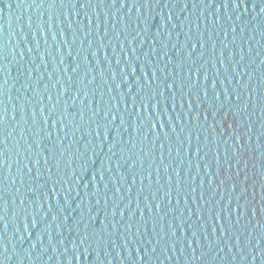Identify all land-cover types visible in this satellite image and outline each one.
Masks as SVG:
<instances>
[{
  "label": "water",
  "instance_id": "95a60500",
  "mask_svg": "<svg viewBox=\"0 0 264 264\" xmlns=\"http://www.w3.org/2000/svg\"><path fill=\"white\" fill-rule=\"evenodd\" d=\"M80 2L82 3L83 0ZM48 3L49 0H43V3L41 0H0V41L6 46L5 59L2 61L3 75L0 79L7 81L4 95L9 112L6 134L11 133L7 140L8 161L4 169V176L10 177L9 181H6L5 194L8 203L6 219L9 223L7 232L2 234L8 247L6 254L8 259L5 264H59V261L66 264L65 257H72L77 251L80 257L78 255L77 261L73 259L72 264H133L138 252L139 255L145 256L147 261L145 250L150 254L153 247L156 248V252L151 253L153 257L150 258L149 264H201V251L207 253L209 248L213 256L215 255L213 264H241L231 233L221 234L220 226L221 224L226 226V222L216 221L214 217L212 221H208L207 208L213 205L216 210L220 207L227 208V197H238L247 187V196L245 200L240 201V204L244 205L247 202L253 209H258L259 214H255L251 225H248V218L242 220L241 230L247 226L248 231L251 232L256 220L260 215H264V208L261 207L264 196L261 187L264 185V170L261 169L260 152L254 151L264 142L262 141L264 137L261 138V133L264 132V117L261 116L256 95L253 96L254 107L249 109V113L244 118L245 123L251 122L254 128L237 129V133L241 131L245 134L243 141L245 148L240 149V155L236 157L240 164L237 166L236 160L233 161L230 173L233 180L228 185L216 187L219 178H214V184L209 186L208 175L203 170L205 160H199L200 174H196L195 164L198 156L195 154V148L197 143L201 145L208 143L211 151H208L206 162L213 165L217 143L221 159L225 147L229 154L240 148V142L231 137V130H228L229 135L220 132L223 129H220V125L213 121L211 116L204 121L201 115L198 123L192 121L189 124L190 117L186 115L187 101L185 100L181 106V93L177 91L176 107H172L170 98L168 114L176 125V133L182 137L184 135L181 132L182 127L193 129L188 155L183 152V147L187 149L188 146L185 142V145L181 146L180 155L177 156L176 133H172L167 127L168 116L164 115V108L161 106L160 112L165 131H168L172 138V156L168 155V141H164L161 136L152 153L156 160L152 163L150 156H144L141 161L140 154L151 146V135L147 134L145 129L143 135L136 136V113L128 93L132 84L123 82L124 72L121 69L128 72L129 82H135L143 74L144 53H148V58L154 63L164 66L168 57H162L163 51H168L169 56L175 59L178 51L182 53L195 43L196 53L203 51L204 55L197 56L194 53L192 59L197 64L203 63L208 70V100L205 101L201 96L199 108H196L193 100L194 110L203 113L206 111L207 103L212 102L214 90L223 94L224 88L231 90L234 85L240 87L237 81L248 82L250 74L253 88H256L259 77L264 76V64H261V59H264V13L260 12L261 8H264V2L247 0V3L236 8L230 5L221 7L223 0H215L214 4L206 3V5L200 4L198 0H188L189 6L184 8L183 2L161 0L160 4L141 8L139 12L135 8L129 11L128 8L132 7L131 3L128 8H119V3L115 7L110 4L96 7L93 4L92 8L77 7L78 14L68 8V4L61 7L58 3L53 8H49ZM193 3L197 6L192 7ZM106 13H109V16ZM105 28L108 31L107 35H104ZM201 41L205 42L203 49L200 47ZM133 48L136 49L135 54L132 52ZM241 55L244 56L243 61L240 60ZM136 56H140V60H137ZM118 59L119 63L116 62ZM221 60L225 62L223 66ZM213 62L215 68L212 67ZM128 63L134 64L137 68L134 76L126 67ZM77 64L79 68L73 73L72 69ZM167 66L174 67L172 64ZM233 67L236 71L232 70ZM148 71L151 79L150 69ZM217 71L220 73L219 76L216 75ZM237 72L240 73L239 77ZM113 73L116 74L115 79L112 78ZM69 76L72 77L71 81ZM228 76L233 79L229 81ZM92 77L95 79L93 80ZM200 78L201 83H204L203 70ZM213 80H216L215 89L211 87ZM117 82H121L120 89L115 87ZM63 88L69 90L64 93ZM78 89L79 94H77ZM133 91H135L134 85ZM85 92L87 95L84 94ZM121 94L129 101L127 109L122 100L120 102ZM49 96L52 97L51 101L48 99ZM57 100H59L57 109L45 122L43 115H48V109L51 104L57 103ZM33 108L36 109L35 118L32 115ZM41 108L44 109L43 115L40 112ZM82 109L83 126L73 129V125L68 123L72 121L80 123L79 112ZM109 109L108 120H111L113 115L116 116V120L108 124L107 138L104 136L103 128L99 130L100 135L97 136L95 124L91 122V113L100 110L98 118L102 123H107L103 112ZM139 110L137 106L136 111ZM21 115L24 116L23 120L20 119ZM62 116H66L63 123L68 124L67 128H63L59 122L52 125L53 119L59 120ZM177 117L180 119L177 120ZM121 118L124 120L123 124L120 122ZM228 123L231 124V118ZM46 132H51V135H45ZM197 135L200 137L199 141L196 139ZM249 136H251L250 140ZM130 138L137 141L134 148L128 144ZM159 143L165 145L164 162L171 161L172 164L168 170V175L172 176L170 197H164V190L168 188L169 182L158 159ZM205 151L207 149L202 148L200 157L204 156ZM26 160L27 167L33 170L32 173L27 172ZM189 160L193 165L191 171L188 170ZM133 162H135L134 167H130ZM151 163L152 167L149 168ZM157 167L160 168L159 184L165 185V189L157 193L163 198L161 212L155 209L156 201L151 200V193L159 187L156 181ZM141 168H143V179ZM37 170L41 173L39 177H36ZM176 170H179L182 179H187L189 176L192 178L188 182L197 189L195 203L191 196L188 197L187 205L183 197L179 198V204L176 203ZM149 171L152 172L151 185L148 183ZM212 172H216L214 165ZM225 175L229 173L225 172ZM77 176L81 178L76 179ZM201 179L205 181V191L209 192L205 196L209 201L207 205L199 196ZM13 180L15 183L12 182ZM57 180H60L59 184H56ZM65 180L67 183L64 182ZM234 183L239 185V190L235 193L232 192ZM97 186L99 192L94 194ZM53 187L56 188L55 192L52 191ZM141 187L144 190L138 197ZM29 188L34 191H29ZM116 188L120 189L119 194H116ZM212 191L216 194L211 195ZM65 197L68 200L67 205L64 203ZM145 197L151 201V212L145 206ZM105 198L108 200L107 207L104 205ZM137 198H139V209ZM21 199L24 201L23 204L20 202ZM38 199L42 205L40 208H37ZM98 199L100 204L96 203ZM114 199L118 200L114 201ZM216 200H220L221 203L216 205ZM58 202H60L59 208ZM49 204L52 206L51 212H49ZM125 204L128 205L127 208L124 207ZM198 206L204 211L203 220L196 216L195 210ZM114 208L116 214L112 216ZM168 208H173L175 211L168 212ZM186 208L192 210V215L187 217L185 212L186 218L181 224L180 210ZM232 208L235 212V201ZM61 209L64 211L61 212ZM130 211L135 213L132 221L128 218ZM141 211H143V219H141ZM44 213L47 215L41 220ZM53 214L58 216L55 222L51 220ZM105 215L108 216V221L105 220ZM161 215L163 219H160ZM33 216L40 221L36 228L32 227ZM64 216L68 217L65 222L70 229H76L77 222L81 217L84 219L80 222L78 230L68 231V227H64L58 235L56 225L63 221ZM25 218L28 224L27 232L24 227ZM113 221L116 224L115 230L112 228ZM169 221L175 228L176 238L171 235ZM89 222L96 234L88 252L84 253L78 237L83 234V225ZM106 222L108 228L104 229ZM44 223L51 224V228L37 240ZM129 223H132L131 228H128ZM189 224L198 228L203 224L204 227L199 228L197 236L193 237ZM161 225L168 235L161 236V242L157 245L151 233L160 232ZM213 227L216 228L215 232L212 231ZM137 228L140 229L139 232ZM89 231L92 232L93 229L90 228ZM29 232L31 235L28 234ZM50 237L54 238L55 251L49 245ZM216 237L223 242L222 251L216 245ZM61 238H66L64 246L59 245ZM74 240L77 244L76 249L72 247ZM189 241L192 242L191 245ZM33 244H35L34 249ZM229 244L232 245L231 251ZM65 247L67 252L64 251ZM28 250L32 252L30 259L25 258ZM233 255L237 256L236 261L232 260ZM204 259L207 260L205 264H209L213 257L205 255ZM247 264H264V256L258 253L257 259L255 261L249 259Z\"/></svg>",
  "mask_w": 264,
  "mask_h": 264
},
{
  "label": "snow or ice",
  "instance_id": "6c2138e0",
  "mask_svg": "<svg viewBox=\"0 0 264 264\" xmlns=\"http://www.w3.org/2000/svg\"><path fill=\"white\" fill-rule=\"evenodd\" d=\"M176 2H183L184 3V8H187L189 6L188 0H176ZM200 4L206 5L207 4H214L215 0H198ZM264 2V0H262ZM41 3H43V0H41ZM59 5L63 7L65 4H68L70 9L75 10V14H78L77 12V7L80 9H86V8H92L93 4L96 5V7H100L101 5L105 4H110V6L115 7L117 3H119V8H128V5L131 3L132 7L128 8L129 11H131L132 8H135L138 12L141 8H149L153 4H160L161 0H83L81 3L80 0H49V8H53L55 5ZM247 3V0H223V3L220 5L221 7H228L234 6L236 8H239L241 4ZM196 7L197 4L193 3L192 7ZM261 13H264V8H261L260 10ZM106 15L109 16V13H106ZM169 20H171V13H169ZM89 24H91V20H89ZM145 31H147V28H145ZM235 31V29H233ZM108 31L107 28L104 29V35H107ZM55 38V37H54ZM91 44V41H89ZM131 43V42H130ZM200 47L203 49L205 47V42L201 41L200 42ZM215 47V45H213ZM5 51H6V46L2 41H0V76L3 75V65L2 61L5 59ZM133 54H135L136 49H132ZM196 54L197 56H202L204 55L203 51L196 53V44L192 43L191 48L183 51L182 53L178 51L177 57L173 59L172 56H169L168 51H163L162 52V57L167 56L168 61L167 64L164 66H161L159 63H154L151 59L148 58V53H144V70L143 74L135 81L129 82V74L126 72L123 68L121 69L122 72H124L123 75V82H128L127 84H132V87L129 88L128 93L130 94L131 97V104L133 106V109H135L136 113V121H137V128H136V136L143 135L145 132V129L147 130V134L151 135V146L147 149L146 152H142L140 154V159L143 161L144 156H150L152 163L156 160L155 156H152L153 149L157 147L156 142L160 141L161 136H163L164 141H168V155L171 157L173 148H172V138L170 137V134L168 131H165V124L163 122V119L161 117V112L160 108L163 106L164 108V115L168 116V124L167 127L171 129L172 133H176V125L173 122L171 116L168 114V102L169 99L171 98L172 100V107H176V94L177 91L181 93V106H183V102L186 100L187 101V108H188V115L190 117L189 119V124H191L192 121H196L197 123L200 121L201 115H203L204 121H207L209 116L212 117L213 121H215L217 124L220 125V129H223V132L225 135H229L228 130H231V137H234L237 141L240 142V148L236 149L235 152L232 154H229V151L227 147L224 149V156L221 159L220 154H219V144L217 143L216 145V155L214 157V166L216 167V172H212V167L213 165H210L208 162H206V157L208 154V151H211V149L208 148V143L200 144L197 143V146L195 148V154L198 156V161L195 164V170L196 174H200V168L201 164L199 163V160H205L203 163V170L205 173L208 175V180L207 184L209 186L213 185L215 180L214 178H219V184L216 185V187H219L220 185H228L229 182L233 180V177L230 175L232 168H233V161L236 160V157L240 155V149L245 148V144L243 143L244 141V133L241 131L237 133V129H253L254 125L251 124V122L245 123V116L249 113V109L253 108V96L254 94L257 97V103L260 108L261 116L264 117V76H260L259 80L257 82V87L253 88V85L251 83V74L249 76V81L248 82H242L240 80L237 81V83L240 84V87H236L235 85L232 87L231 90L228 88H224L223 94L219 91H213V97H212V102L207 103L206 105V111L200 112V111H195L194 106H193V100H195V106L196 108H199L201 105V99L200 97L203 96L204 100H208V88L209 85L207 84L208 81V70L205 68V65L203 63L197 64L195 60L192 59L193 54ZM153 54H155V49H153ZM223 55V53H221ZM259 55V53H257ZM107 58V57H106ZM140 56H136L137 60H140ZM231 58V55H230ZM126 59H128L126 57ZM244 56L241 55L240 60L243 61ZM63 62V61H61ZM119 63V59L116 61ZM225 62L221 60V65L223 66ZM168 64L174 65V67H168ZM261 64H264V59H261ZM128 69H130L131 75L134 76L136 74L137 68L134 64L128 63L126 65ZM212 67L215 68V62L212 63ZM247 66H245L246 68ZM79 68V64L76 65L75 68L72 69V72L75 73L77 69ZM151 72V79H149V70ZM203 70V81L204 83H201V78H200V73ZM233 71H236V68L233 67ZM142 71L141 65H140V72ZM179 73V74H178ZM115 73L112 74V78L115 79ZM217 76L220 75V73L217 71L216 73ZM237 76H240V73L237 72ZM142 77V78H141ZM94 80L95 77H92ZM227 79L231 81L233 77L228 76ZM69 80H72V77L69 76ZM7 81L0 79V264H5V262L8 259V256L6 255L8 252V247L4 242L3 239V233L7 232L8 230V220L6 219V214L8 212V203L5 199V194L6 192V181L8 182L10 177H5L4 176V169L7 167V161H8V145H7V140H8V135L11 133H7V127H8V107L5 103L4 100V95H5V85ZM221 84H223V81H221ZM133 85L135 88V91H133ZM216 86V80H213L211 83L212 89H215ZM115 87L117 89H120L121 87V82H117ZM64 93H66L69 89L63 88ZM259 89V91H257ZM111 91V89H109ZM61 94V92H60ZM77 94H79V89L77 90ZM87 95V92L84 93ZM171 94V96H169ZM48 99L51 101L52 97L49 96ZM124 103L125 108L127 109V105L129 103L128 99L121 94L120 95V102ZM59 100H57V103L51 104V107L48 109V115L45 116L43 115L44 109L41 108L40 112L41 115H43V119L45 122L49 119L51 114L55 112L57 109ZM137 106L139 107V111L137 112ZM151 109V111H149ZM23 111H24V106H23ZM100 110H95L92 111L91 113V122L95 124L96 128V135H100V129H104V136L107 138L108 136V124H110L112 121L116 120V116L113 115L111 117V120H108L109 116V111H104L103 116L105 118V121L107 123H102L100 119L98 118V113ZM153 113H155V116H153ZM32 115L35 118L36 117V109H32ZM80 115V123H73L70 122L68 124L73 125V129L80 128L83 126V121H84V111L83 109L79 112ZM66 116H62L61 119L59 120H52V125H56L58 122L60 125H63V128H67L68 124H64L63 120L65 119ZM219 117V119H218ZM229 118H231V124L228 123ZM13 119H15V116L13 115ZM21 120L24 119V116L21 115L20 117ZM180 118L177 117V120ZM121 124L124 123V120L121 118ZM157 124H159V129H157ZM132 127V125H131ZM143 129V132H142ZM125 131H127V128H125ZM181 132L184 133L183 137L179 134L176 133L175 135V142H176V149L175 152L177 156L180 155L181 152V146L185 145V142H187V149L183 147V152L187 156L189 151H190V146L192 142V135H193V129L192 128H181ZM146 134V135H147ZM45 135L50 136L51 132H46ZM145 135V136H146ZM264 137V132L261 133V138ZM249 140L251 139V136L248 137ZM196 139L199 141L200 137L197 135ZM207 140V138H205ZM262 140V139H261ZM264 141V140H262ZM38 143V142H37ZM137 141L133 139H129L128 144L134 148L136 146ZM159 162L160 166L163 167V170L166 174L167 181L169 182L168 188L165 189L164 184H159L160 181V168L157 167L155 169L157 176H156V181L159 184V187L155 189L151 193V200H155V209L157 212H161L163 209V198L159 197L157 193L161 189L164 190V197H170L171 196V180L172 176L168 175V170L169 168L172 167L171 161L168 163L164 162V143H159ZM203 149H207L205 151V154L203 157H200V153ZM111 150V148H110ZM254 151H259L261 154V169L264 170V142L260 144L259 149H254ZM27 161V160H26ZM33 163H39V161H33ZM45 163H47V158H45ZM152 163L149 164V168L152 167ZM182 163V162H181ZM28 161L25 164V167H27ZM240 164L239 160H236V165L238 166ZM135 162H133L130 167H134ZM226 166V167H225ZM193 165L191 160L188 162V170L191 171ZM32 168L27 167V172L32 173ZM50 172V170H49ZM225 172L229 173V175H225ZM41 173L37 170L36 171V177H39ZM149 177L148 183L151 185L152 180H151V175L152 172L149 171L147 173ZM176 182H175V192H176V203H180V197H183L185 205L188 204V197L191 196L193 203L196 202V187H194L190 182L192 178L189 176L187 179H182L180 177V172L179 170H176ZM81 178L80 176H77L76 179ZM141 178L143 179V168H141ZM15 183V181H12ZM67 183V181H64ZM135 182V180H133ZM60 180L56 181V184H59ZM43 187V186H42ZM107 187V185H105ZM262 190H264V185L261 186ZM199 196L200 200L203 201L205 205L209 203L208 200L205 199V196L208 195L209 192L205 191V181L201 179L200 185H199ZM143 187L140 188L139 194L143 192ZM239 190V185L238 184H233L232 187V192L235 193L236 191ZM29 191H34V189L29 188ZM52 191L55 192L56 188L53 187ZM129 191L131 189L129 188ZM99 192V187L97 186L96 191L93 192L98 193ZM120 189L116 188V194H119ZM216 193L214 191L211 192V195H215ZM247 196V187H245L244 191L240 193V195L237 197H227V208L225 207H220L218 210L215 209V206L213 205L212 207L207 208L208 212V221H212L213 217L215 218L216 221H225V224H221V234L222 235H227L228 233H231L232 239L235 241L236 249L238 255V260L241 262V264H247L248 260L251 259L255 261L257 259V254L259 253L261 256H264V215H260V218L256 220V223L254 226H252V231H248V227L245 226L243 230H241V222L245 218H248V225H251L252 219L254 218L255 214H259L258 209H253L247 202L244 205L240 204L241 200H245V197ZM44 201L45 197L43 196ZM122 199V198H121ZM223 199V198H222ZM118 199H114V201H117ZM235 201V212H233L232 205ZM21 204L24 203L23 199H21ZM119 202V201H118ZM252 202L253 204L255 203V197H252ZM64 203L67 205L68 200L67 197H65ZM97 204H100V200L98 199L96 201ZM221 203L220 200H216L215 204L219 205ZM104 205L107 207L108 205V200L105 198L104 200ZM60 202L57 203V207L59 208ZM145 206L149 209V212L152 211V204L151 201L149 200L148 197H145ZM42 207V205L37 203V208ZM125 208L128 207L127 204L124 205ZM140 204H139V198H137V208L139 209ZM261 207L264 208V196H262V203ZM52 211V206L49 204V212ZM64 210L61 209V212ZM91 211V209L89 210ZM175 209L173 208H168V212H173ZM181 216H180V223L183 224L185 217V212L187 213V217H191L192 215V210L190 208L186 209H181ZM196 216L198 219L203 220L204 217V211L201 209V207H197L195 210ZM235 213V218L233 219V214ZM116 214V209L114 208L112 212V216H115ZM47 213H44L41 216V220H43V216H46ZM135 213L134 212H129L128 213V218L129 221H132L134 218ZM121 216H123V212H121ZM58 216L56 214H53L51 216V220L53 222L57 221ZM84 218L81 217L80 221L77 222L76 229H70V227L67 225L65 222L68 220V217L64 216L63 221L60 224L56 225L57 228V234L59 235L60 230L64 227H68V231L71 230H78L80 228V222ZM141 219H143V211H141ZM160 219H163V215H161ZM105 220L108 221V216L105 215ZM139 223V222H137ZM40 224V221H38L35 216L32 218V227L36 228L37 225ZM25 231H28V224L26 222L25 218ZM132 227V223L128 224V228ZM154 227H155V220H154ZM169 230L171 231V235L176 238V232L175 228L172 226V222L169 221L168 224ZM188 227L192 229V236L196 237L197 232L199 228H203L204 225L201 224L199 225V228L193 224H189ZM51 228V224L44 223L42 225V232L38 234L37 240L41 238V236L48 232L49 229ZM92 228L93 231L90 232L89 229ZM104 229L108 228V223L103 226ZM112 228L115 230L116 224L115 221L112 222ZM164 226L161 225V231L156 232L153 231L151 233L152 238L155 240V243L157 245L160 244L161 236L167 237L168 233L163 231ZM83 234L80 235L79 238V245L83 247V251L88 252L89 247L91 246L93 242V238L95 236V231L94 227L91 225V223H85L83 225ZM18 231V229H17ZM140 229L137 228V232H139ZM213 232L216 231V228L213 227L212 229ZM257 233L259 235L257 236ZM31 235V233H28ZM243 237V239H242ZM22 239V238H21ZM53 239L52 237L49 238V245L53 247V250L55 251L56 246L53 244ZM65 239L66 238H61L59 240V245L64 246L65 244ZM189 245H191V241L188 242ZM199 243V241H197ZM222 241L220 240L219 237H216V245L217 247L220 248V250H223ZM72 247L73 249L77 248L76 241L74 240L72 242ZM229 251H231L232 245L229 244ZM32 248H35V244L32 245ZM64 251L67 252V247L64 248ZM194 251V250H193ZM156 248L153 247L151 249V253H155ZM149 254L148 250H145V255L147 256V261L145 260V256L139 255V252L136 257V261L133 262V264H149L150 258L153 257L152 254ZM78 255L80 257V253L77 251L75 252V255L72 257H65V262L66 264H72L73 259L77 261ZM205 255H210L213 257V260L209 262V264H213V261L215 260V255L213 256L211 248L208 249V252L205 253L203 250L201 251L200 255V261L201 264H205L207 260L204 259ZM32 256L31 250H28L25 258L30 259ZM195 257H193L194 259ZM50 259V258H49ZM131 259V257H130ZM167 259H171V257H167ZM97 260H99V256H97ZM233 261L237 260V256L233 255L232 257ZM59 264H62L61 261H59Z\"/></svg>",
  "mask_w": 264,
  "mask_h": 264
}]
</instances>
